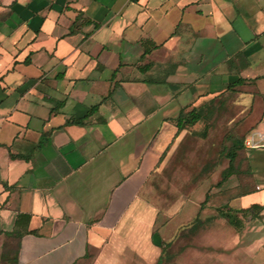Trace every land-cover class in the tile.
<instances>
[{
	"label": "crops",
	"instance_id": "obj_1",
	"mask_svg": "<svg viewBox=\"0 0 264 264\" xmlns=\"http://www.w3.org/2000/svg\"><path fill=\"white\" fill-rule=\"evenodd\" d=\"M247 112L264 129V0H0V264H162L198 206L218 241L263 245L264 147L250 189L228 157L172 199L152 183L189 132Z\"/></svg>",
	"mask_w": 264,
	"mask_h": 264
},
{
	"label": "rangeland",
	"instance_id": "obj_2",
	"mask_svg": "<svg viewBox=\"0 0 264 264\" xmlns=\"http://www.w3.org/2000/svg\"><path fill=\"white\" fill-rule=\"evenodd\" d=\"M251 127L247 112L237 116L233 123H229L227 119L225 123L213 124L210 122L207 128L203 125L200 126L199 131L189 132L184 143L171 159L163 176L152 181L154 186L160 190L159 194L165 199L174 198L167 194V188L171 187L172 182H176L177 186L183 189L190 188L192 190L198 187L219 164L222 157L229 158L228 150L233 145L234 140L243 138ZM252 158L251 149L240 148L234 159L233 173L229 175V180L224 183L226 185L230 182L239 183L238 189L240 190L255 186V184L252 185V172H256ZM178 171L185 172L186 176L180 179ZM219 187L220 185L216 184L208 189L207 195L209 193L211 195L208 200L212 197L216 199L217 203L224 200L226 194L217 196L221 191L218 190ZM199 199L200 197L197 198V200ZM202 203L203 206H206L207 201ZM197 210L196 213L202 222L190 228V225L196 222L194 216L195 219L189 223H183L178 228L176 236L166 247L162 264H258L259 250L264 244L254 245L250 249L245 248L240 251L237 249L238 246L232 247L230 242L218 241L217 231L222 224L227 225V222L216 221L211 218L207 220L202 215V211ZM213 214V217L219 216L216 212ZM225 250L228 251L225 252Z\"/></svg>",
	"mask_w": 264,
	"mask_h": 264
},
{
	"label": "trees",
	"instance_id": "obj_3",
	"mask_svg": "<svg viewBox=\"0 0 264 264\" xmlns=\"http://www.w3.org/2000/svg\"><path fill=\"white\" fill-rule=\"evenodd\" d=\"M243 81H244L243 78H240L238 82L242 83ZM201 118H202V114L199 112V110H197L195 108L191 109L190 111H188L186 113L180 114V116L177 118V124H178L179 130H182L183 128H186L187 126L195 124ZM244 137H245V135L241 139H235L234 142H233V145L228 150V154H229L228 156L230 158V164H229L228 168L225 171L226 177L233 173L234 166H235L234 165V159L237 156V152L239 151V149L240 148L247 149L245 147V145H244ZM239 187H240V185H239ZM209 197H211L210 193H209V195H207V197L204 200V202L207 201ZM254 207H256L258 209V211H260L263 208V206L259 205V204L254 205ZM240 211H239L240 213H243L242 216L239 215L236 211H231L230 209H225L223 207H218L217 208V215L227 218L228 221L233 226H235L237 229H241L244 226V224H245L244 220H243V216L245 217V213L247 212V210H240ZM210 218H212V217H210ZM199 222L201 223L202 219L200 218L199 215H197L196 222L192 223L190 225V228H193V227L197 226V224ZM169 244L170 243H167L164 246L163 253H162V255H161L160 259H159V262L163 261V258L165 256L166 247Z\"/></svg>",
	"mask_w": 264,
	"mask_h": 264
},
{
	"label": "built area",
	"instance_id": "obj_4",
	"mask_svg": "<svg viewBox=\"0 0 264 264\" xmlns=\"http://www.w3.org/2000/svg\"><path fill=\"white\" fill-rule=\"evenodd\" d=\"M247 149L264 147V129L252 128L244 137Z\"/></svg>",
	"mask_w": 264,
	"mask_h": 264
}]
</instances>
